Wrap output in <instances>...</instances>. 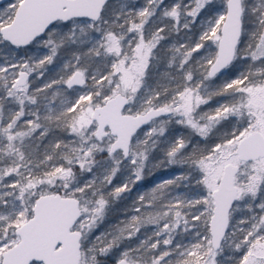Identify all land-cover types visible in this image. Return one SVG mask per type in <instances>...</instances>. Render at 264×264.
<instances>
[{"label": "snow or ice", "instance_id": "1", "mask_svg": "<svg viewBox=\"0 0 264 264\" xmlns=\"http://www.w3.org/2000/svg\"><path fill=\"white\" fill-rule=\"evenodd\" d=\"M0 264H264V0H0Z\"/></svg>", "mask_w": 264, "mask_h": 264}, {"label": "trees", "instance_id": "2", "mask_svg": "<svg viewBox=\"0 0 264 264\" xmlns=\"http://www.w3.org/2000/svg\"><path fill=\"white\" fill-rule=\"evenodd\" d=\"M160 175H162V174L161 173H157V176L150 177L149 181L157 179ZM149 181H145V183H148Z\"/></svg>", "mask_w": 264, "mask_h": 264}]
</instances>
